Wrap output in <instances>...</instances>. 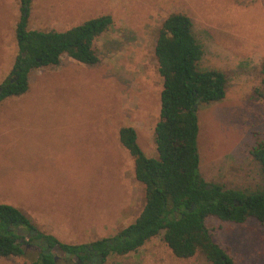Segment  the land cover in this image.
Here are the masks:
<instances>
[{
    "label": "rangeland",
    "instance_id": "obj_1",
    "mask_svg": "<svg viewBox=\"0 0 264 264\" xmlns=\"http://www.w3.org/2000/svg\"><path fill=\"white\" fill-rule=\"evenodd\" d=\"M22 0H0V84L16 53L15 27ZM27 27L64 31L109 15L97 38L98 63L66 56L35 70L28 91L0 103V204L25 213L37 229L69 245L112 237L145 204L134 159L118 139L135 130L137 144L156 157L162 79L154 47L163 20L183 13L203 48L202 70L226 76L222 101L197 107L199 173L206 182L250 190L261 183L251 150L264 142V0H29ZM206 225L235 264H264V226L215 218ZM40 241L0 264H31ZM56 264H76L70 257ZM93 264H209L196 253L176 258L159 235L138 250Z\"/></svg>",
    "mask_w": 264,
    "mask_h": 264
},
{
    "label": "trees",
    "instance_id": "obj_2",
    "mask_svg": "<svg viewBox=\"0 0 264 264\" xmlns=\"http://www.w3.org/2000/svg\"><path fill=\"white\" fill-rule=\"evenodd\" d=\"M28 4L29 0H22L15 27L17 53L0 84V103L25 94L33 71L56 66L64 56L88 66L98 63L93 44L113 24L104 15L64 31L31 30L27 27ZM154 55L162 79L154 129L156 157L143 153L133 128L122 127L118 132L120 144L134 159L135 179L144 187L145 204L138 217L112 237L69 245L40 232L19 209L0 204V258L21 257L24 246L37 240L41 252L31 264H56L55 246L83 264L94 263L98 256L103 263L108 256L134 252L161 235L178 259L200 253L209 264H235L213 240L207 220L242 225L254 219L264 226V142L251 150L261 175V183L254 189H229L206 182L199 173L197 107L222 101L227 81L217 69L199 68L203 48L187 15L172 13L163 20ZM261 74L264 85V61Z\"/></svg>",
    "mask_w": 264,
    "mask_h": 264
},
{
    "label": "flooded vegetation",
    "instance_id": "obj_3",
    "mask_svg": "<svg viewBox=\"0 0 264 264\" xmlns=\"http://www.w3.org/2000/svg\"><path fill=\"white\" fill-rule=\"evenodd\" d=\"M26 237H28V235ZM58 255H60L61 257H70L68 254L64 253L63 251L60 254H58ZM70 258L72 260H75L76 264H83L80 260L76 259L75 257H70ZM97 259H99V256L96 257V260ZM56 260H57V257H55V263H56ZM87 264H93V263H87Z\"/></svg>",
    "mask_w": 264,
    "mask_h": 264
},
{
    "label": "water",
    "instance_id": "obj_4",
    "mask_svg": "<svg viewBox=\"0 0 264 264\" xmlns=\"http://www.w3.org/2000/svg\"><path fill=\"white\" fill-rule=\"evenodd\" d=\"M52 252L54 253L55 252V254H60L61 252H62V250L58 247V246H55L54 248H53V250H52ZM54 261H55V257H54Z\"/></svg>",
    "mask_w": 264,
    "mask_h": 264
},
{
    "label": "crops",
    "instance_id": "obj_5",
    "mask_svg": "<svg viewBox=\"0 0 264 264\" xmlns=\"http://www.w3.org/2000/svg\"><path fill=\"white\" fill-rule=\"evenodd\" d=\"M21 211V210H20ZM25 214V213H24ZM26 215V214H25ZM27 216V215H26ZM28 217V216H27Z\"/></svg>",
    "mask_w": 264,
    "mask_h": 264
}]
</instances>
